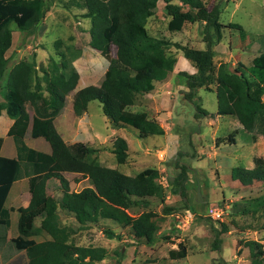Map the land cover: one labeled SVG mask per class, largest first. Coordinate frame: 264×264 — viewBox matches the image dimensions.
<instances>
[{"label":"trees","instance_id":"obj_1","mask_svg":"<svg viewBox=\"0 0 264 264\" xmlns=\"http://www.w3.org/2000/svg\"><path fill=\"white\" fill-rule=\"evenodd\" d=\"M164 12L169 15L167 28L180 30L185 21L203 22L204 48L183 45L171 38L154 34L146 23L156 8L157 0H66L64 5L84 8L83 16L89 19V45L108 59V66L101 78L77 88L72 95L74 114H82L93 99L100 102L102 112L113 127L129 124L138 130L139 137L162 134L164 129L148 116L145 110L131 108L135 96L151 91L155 87L158 74H165L174 68L177 61L175 52L169 51L177 45L183 55L195 67L194 72L182 70L189 90L197 86L209 85L217 81V108L215 114H227L238 119L242 128L251 132L252 140L264 135V50L254 55L249 65L237 61L231 67L221 61L215 72L213 44L220 40L222 31L219 21V6L211 7L203 0H164ZM50 0H0V78L8 62L5 51L11 44L14 23L27 31L37 30L49 9ZM233 26L242 28L240 23ZM243 29V28H242ZM241 29V30H242ZM60 43L56 41V45ZM114 44V55L110 45ZM60 62L53 61V68L59 73L50 77L43 86L37 78L35 60H19L9 69L5 80L4 97L7 113L14 118L8 129L15 147V156L0 154V250L5 261L16 251L25 249L26 264H97L107 254L101 245H84L72 240L74 228L63 224L57 207L71 212L83 226L97 223L100 219H110L121 225H130L133 234L148 244L157 240L158 218L161 215L151 208L150 196L158 197L164 213L175 210V205L164 203L165 190L162 182H157L158 170L145 167L135 174H127L116 167L102 164L97 157V149L83 141L67 143L55 125V117L62 111L67 93L75 88L78 71L59 51ZM75 57V54H73ZM34 110L31 120L32 137L42 136L50 149L44 151L28 145L24 134L30 116L26 104ZM195 117L207 110L195 102ZM1 109V105H0ZM213 115V113H209ZM237 128L227 134L228 143H235ZM219 141L223 139H218ZM217 142V141H216ZM116 161L125 162L128 156V142L117 135L111 144ZM252 167L234 164L230 167L232 179L242 185L259 180L264 185V155L253 156ZM87 173L92 186L79 191L70 190L69 180L63 171ZM184 174L175 177L179 182ZM27 176L29 197L24 205L17 207V230L15 236L7 238L10 225L9 208L4 202L11 183ZM55 177L61 185L62 194L57 200L46 191V181ZM185 196L182 186L178 189ZM141 207V212L131 215L127 209ZM264 210V206H263ZM40 216V223L34 218ZM220 230L215 229L217 246L221 231L227 226L221 222ZM46 232L49 237L36 240L30 235ZM108 237L120 234L107 227ZM249 264H264V246L256 240H248ZM186 246L179 243L169 250L171 258L183 257Z\"/></svg>","mask_w":264,"mask_h":264},{"label":"rangeland","instance_id":"obj_2","mask_svg":"<svg viewBox=\"0 0 264 264\" xmlns=\"http://www.w3.org/2000/svg\"><path fill=\"white\" fill-rule=\"evenodd\" d=\"M50 1L49 9L37 30L31 32L18 28L14 23L10 24L12 39L5 51L8 62L0 78V101L4 99L6 75L14 63L22 59L35 60L36 78L44 86L50 77L59 73V69L54 71L52 63L60 62L58 53L63 50L79 74L75 88L66 95V105L60 120H55L65 141L71 143L83 140L92 144L98 148L96 153L102 164L131 175L145 167H155L158 170L156 181L162 182L165 190L164 203L175 205L176 208L164 213L158 197H149L150 208L161 218H158L157 240L148 244L133 234L129 224L121 225L114 220L100 219L97 223L82 226L71 212L58 205L61 222L74 228L72 240L84 245L104 246L107 254L97 264H249L250 249L247 241L256 240L264 246V185L259 180L249 185L232 181L234 179L231 178L230 167L234 164L251 167L253 156L264 155V136L253 145L251 132L243 129L237 118L215 114L217 81L209 87L201 85L189 90L181 71L193 68L187 67L185 63L188 60L176 44L168 49L179 53L178 58L181 56L177 58L174 68L165 74H158L154 89L147 93H137L131 105L133 109L148 111L152 119L164 128L163 134L139 137L138 130L129 124L113 127L105 118L97 99L89 101L87 112L74 114L73 93L81 86L97 82L109 61L89 45L88 35L81 29L84 23L85 27L89 24L81 10L74 7V12L71 8H68V12L63 9L61 0ZM203 1L209 7L217 4L220 8L222 35L213 44L215 72L221 61L228 62L231 67L236 66L238 60L249 65L252 57L264 50V0ZM160 5L159 2L154 17L149 21L152 33L167 36L179 44L205 47L203 22L185 21L180 30L171 31L167 28L169 15ZM54 20H57L55 24ZM234 22L240 23L243 29L233 26ZM59 40L60 43L56 45ZM114 49V44H111V55H114ZM195 102L208 113H199L200 117H195ZM27 108L32 112L30 106ZM211 112L213 115L209 114ZM6 116L11 118L6 112L1 113L2 118ZM237 126L235 143L226 142L227 134ZM0 135L3 138L0 153L9 155L14 152L11 137L2 129ZM116 135H122L128 140V156L123 163L117 162L111 151ZM26 141L41 150L49 147L48 141L42 136L32 137L30 132ZM41 143L46 146L43 147ZM181 167L184 168V174L179 185L175 177ZM64 175L70 179L73 191L92 186L88 174H80L78 181L74 180L75 176L71 172L66 171ZM49 181L47 193L58 200L62 194L56 182L58 180L51 177ZM24 183L27 184L26 181H16L8 196V205L15 190L22 188ZM181 186L185 196L178 191ZM26 201L27 198L22 203ZM213 204L224 208V214L219 220L212 219L208 214V207ZM141 209L132 207L127 211L137 215ZM11 218L15 223L16 212L11 213ZM39 220L38 216L36 222ZM221 222L226 224L227 230L218 234V245L214 246L215 229H221ZM107 227L120 236L108 237L104 231ZM42 237L36 235L38 239ZM180 242L186 246V255L171 258L169 250L177 248Z\"/></svg>","mask_w":264,"mask_h":264},{"label":"crops","instance_id":"obj_3","mask_svg":"<svg viewBox=\"0 0 264 264\" xmlns=\"http://www.w3.org/2000/svg\"><path fill=\"white\" fill-rule=\"evenodd\" d=\"M64 1H66V0H61V3H62V5H63V9L65 10V11H68L69 12V9L68 8H71L70 10H72L73 12L75 11L73 8L75 7V6H66V5H64L63 3H64ZM159 2L161 3V5L160 6H162V8H163V6H164V4H165V2H164V0H157V4H156V8H157V6L159 5ZM78 10H81V12H83L85 9L84 8H79V7H76ZM155 8V9H156ZM161 8V7H160ZM164 11V10H163ZM82 14V13H81ZM154 14H155V11H154V13L151 15V16H149V18H148V20H147V23H146V25H147V27L149 28V21H150V19L152 18V17H154ZM84 18H86L87 19V22H88V24H89V19L87 18V17H85L84 16ZM57 22V20H54V24ZM66 22H68V21H66ZM83 27L81 28V29H83L82 31H84V33H86L88 36H87V38H88V41H89V38H90V36H89V32H88V27H89V25L87 26V27H85V23H84V25H82ZM179 54V53H178ZM178 54L176 53V55L178 56ZM180 55H179V58L178 59H180ZM185 57V56H184ZM186 58V57H185ZM187 59V58H186ZM185 59V60H186ZM188 60V59H187ZM186 60V61H187ZM186 61H184V62H186ZM177 62V61H176ZM187 62H189V63H187ZM185 64H187V67H190V68H193V69H189V71L188 72H194L195 71V67L191 64V62L188 60ZM176 64V63H175ZM108 66V65H107ZM107 68V67H106ZM105 68V69H106ZM78 79H79V77H78ZM80 88V87H79ZM154 89V88H153ZM152 89V90H153ZM149 92V91H148ZM145 93H147V92H145ZM3 97H4V93H3ZM0 105H1V109H0V128L4 131V133L6 132V134L8 135V136H10L11 137V139H12V141H13V144H14V152H12V153H10L9 155H6V156H15L16 155V147H15V143H14V140H13V138H12V136L11 135H9L8 134V129H9V127H10V125L12 124V122H13V120H14V118L13 117H11L8 113H7V110H6V99H5V97H4V99H3V101H0ZM66 105V104H65ZM64 105V106H65ZM28 106H30L31 108H32V106L30 105V104H26V110H27V112H28V114H29V116H30V121H29V123H28V126H27V128H26V131H25V134H24V141L27 143V141H26V136H27V134L30 132V128H31V120H32V115H33V112H34V110H33V108H32V112H29V110H28ZM99 106V105H98ZM87 107H88V105H87ZM63 108H65V107H63ZM132 108V107H131ZM133 109V108H132ZM135 110H138V109H135ZM88 111V109L86 108V110L84 111V112H87ZM146 111V110H145ZM6 112V114L8 115V116H10L11 118H9V117H5V118H2L1 117V113H5ZM147 113H148V111H146ZM63 113V109H62V111L55 117V120H60V115ZM79 115H81V114H79ZM222 115H224V114H222ZM148 116H150L151 118H153V116H151V115H149V113H148ZM105 118L108 120V118L105 116ZM155 118V117H154ZM239 123V122H238ZM161 124V123H160ZM241 125V124H240ZM2 126V127H1ZM122 126H124V125H122ZM122 126H118L117 128H119V127H122ZM239 126V125H238ZM238 126L237 127H235V128H237V130H238ZM163 128V127H162ZM0 129V130H1ZM164 129V128H163ZM59 131V130H58ZM165 131V130H164ZM60 132V131H59ZM60 134L62 135V133L60 132ZM163 134V133H162ZM117 136V135H116ZM122 136V135H121ZM261 136H264V135H259L255 140H252V144L254 145V143L255 142H257L258 141V139L261 137ZM63 137V136H62ZM124 137V136H123ZM65 140V139H64ZM127 140V139H126ZM76 141H83V140H76ZM73 142H75V141H73ZM73 142H71V143H73ZM83 142H85V141H83ZM127 142H128V140H127ZM85 143H87V142H85ZM28 144V143H27ZM42 145H44V143H41ZM87 144H90V143H87ZM29 145V144H28ZM92 145V144H91ZM3 146V138H2V136L0 135V151H2V147ZM46 146V144L43 146V147H45ZM35 148V147H34ZM49 149H50V146L48 147ZM48 148H45L46 150H44V151H49V149ZM38 149V148H37ZM1 154V153H0ZM2 155H4V154H2ZM253 159V158H252ZM123 163V162H122ZM254 165V162L252 163V166ZM251 166V167H252ZM71 172V173H73L74 174V180H79V176H80V174H87V173H80V172H74V171H68V170H65V171H63V174L65 173V172ZM122 172H124V171H122ZM124 173H127V174H130V173H128V172H124ZM78 177V178H77ZM55 178V177H54ZM50 179V178H49ZM49 179L46 181V191H47V188H48V183L50 182L49 181ZM17 180H21V181H26L27 182V184L26 183H24L23 185H22V188H18L17 190H15L16 192H15V194H13V198L11 199L12 201H10L9 202V205L7 204V199H8V196L12 193L11 191L13 190V188H14V184L16 183V181ZM55 180H58L57 178H55ZM69 180V187H70V179H68ZM91 181H92V178H91ZM232 181H238V180H236V179H234V180H232ZM58 184H59V187L61 188V185H60V182L59 181H56ZM94 185H93V181H92V187H93ZM86 187V186H85ZM70 190H72L71 188H70ZM28 196H29V181H28V177L27 176H22V177H20V178H18V179H16V180H14L12 183H11V185H10V188H9V191H8V193H7V196H6V199H5V202H4V206L5 207H8L9 208V214H10V225H9V228H8V234H7V238H9V237H12V236H15V235H17V233H18V230H17V218H18V211H17V207L18 206H20V205H24L25 204V202L24 203H22V201L25 199L26 200V198L28 199ZM15 204V205H14ZM14 212H16V219H15V223H14V221H13V219L11 218V213L12 214H14ZM38 216H36L35 218H34V224L35 225H38L39 223H40V220H39V222L37 223L36 222V218H37ZM40 217V216H39ZM41 218V217H40ZM79 223V222H78ZM64 224V223H63ZM80 224V223H79ZM89 224V223H88ZM81 225V224H80ZM36 235H39V236H43L42 238H40V239H38V238H36ZM30 237H33V238H35L36 240H41V239H44V238H48L49 237V235L46 233V232H44V231H41V232H39V233H34V234H32V235H30ZM1 253H2V250H0V264H26V262H27V260H28V257H27V254H26V251H25V249H21V250H19V251H16V252H14L13 254H11V256L9 257V258H7L5 261H2L1 260Z\"/></svg>","mask_w":264,"mask_h":264},{"label":"built area","instance_id":"obj_4","mask_svg":"<svg viewBox=\"0 0 264 264\" xmlns=\"http://www.w3.org/2000/svg\"><path fill=\"white\" fill-rule=\"evenodd\" d=\"M208 214L212 219L219 220L224 214V208L221 206L218 207L216 204L209 205Z\"/></svg>","mask_w":264,"mask_h":264}]
</instances>
